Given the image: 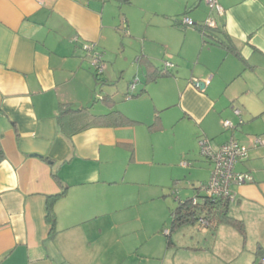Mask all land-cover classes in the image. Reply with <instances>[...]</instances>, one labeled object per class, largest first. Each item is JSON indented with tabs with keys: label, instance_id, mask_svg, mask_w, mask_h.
Returning <instances> with one entry per match:
<instances>
[{
	"label": "crops",
	"instance_id": "obj_1",
	"mask_svg": "<svg viewBox=\"0 0 264 264\" xmlns=\"http://www.w3.org/2000/svg\"><path fill=\"white\" fill-rule=\"evenodd\" d=\"M204 1L154 0L143 21L153 18L140 33L129 16L133 0H0V140L5 154L0 164V264H86L75 259L76 245L130 205L131 181L126 179L136 160L137 126L154 130L162 119L151 124L148 108L132 105L121 111L116 100L114 107L101 101V112H94L100 82L108 84L109 78H96L85 50L94 46L91 53L104 60L120 30L128 29L143 37L141 57L157 66L172 65L174 76L150 83L158 90L174 86L185 112L180 114L199 125V138L211 140L215 149L234 138L249 149L236 171L249 173L252 181L231 186L235 201L230 205V214L245 222L247 239L226 224L215 235L208 233L215 247L222 245L224 264H254L257 249L264 247V145L255 144L257 138L264 141V0H220L223 18ZM185 16L197 27L182 26ZM209 17L221 27L218 41H232L238 55L204 42L199 28ZM147 43L174 49L176 62L158 60ZM140 65L138 82L144 86L130 102L149 94L147 70ZM118 72L114 67L108 75ZM162 97V107L177 103L169 91ZM61 104L91 107L96 114L116 109L133 123L70 135L57 121ZM225 121L234 129H227ZM64 188L66 196L55 205L58 233L52 236L47 197ZM122 222L117 227H124ZM197 242H175V248L204 251Z\"/></svg>",
	"mask_w": 264,
	"mask_h": 264
},
{
	"label": "rangeland",
	"instance_id": "obj_2",
	"mask_svg": "<svg viewBox=\"0 0 264 264\" xmlns=\"http://www.w3.org/2000/svg\"><path fill=\"white\" fill-rule=\"evenodd\" d=\"M153 8L154 0H133L132 6H129L133 26L137 27L140 33L143 26L150 24L153 16L147 17L145 21L143 18ZM153 24L155 26V21ZM141 38L143 37L130 35L129 29L127 32L120 30L116 44L111 45V49L104 53L105 68L100 78L105 80L108 76L109 83L100 82L102 86L98 87L94 97L93 111L101 112L98 110L102 108L103 103L96 100L99 96L114 95L117 109L123 111L125 107L142 105L144 110L148 108L147 112L149 111L146 112L149 117L147 122L154 124L158 116L162 120L157 122L154 130H150V125L146 123L144 124L147 127L143 130L140 128L142 124L137 126L136 160L131 163L126 179L131 181V184H127L130 205L106 219L108 224L92 228L87 242L81 241L76 245L75 259L86 264H224L221 261L222 245L218 243L215 247L208 229L199 226L180 228L173 238L178 246H198L199 240L201 246H205L204 251L175 247L168 250L164 233L170 230V211L178 206L176 198L179 196L185 200L195 196L193 185L209 183L213 167L201 154L199 145L200 139L207 138H199L202 134L199 125L193 124L190 119L180 114L185 113L178 102L181 95H177L176 89L174 95L173 85L169 90H158L155 83H150L146 86L149 91L147 96L130 102V94L144 86L138 82V89L132 90L128 87L129 83L139 80L141 65L137 59L143 53ZM146 48L151 51L152 56L158 57V60L161 57L162 62H176L171 59L174 49H169L168 52L161 45L151 43H147ZM87 57L92 67V59ZM114 67L119 71L118 74L108 75ZM90 71L96 72L92 68ZM168 91L171 100L177 102L172 108L162 107L164 101L160 102L162 95ZM126 92L129 95H126ZM155 106H158L157 111ZM152 107L154 112L150 113ZM184 163L188 166H184ZM201 193L204 194L203 191ZM122 220L125 226L117 227V222L121 221L123 224ZM162 228L165 229L164 233L161 232ZM205 238H208L206 243Z\"/></svg>",
	"mask_w": 264,
	"mask_h": 264
},
{
	"label": "trees",
	"instance_id": "obj_3",
	"mask_svg": "<svg viewBox=\"0 0 264 264\" xmlns=\"http://www.w3.org/2000/svg\"><path fill=\"white\" fill-rule=\"evenodd\" d=\"M223 18V17H218ZM217 18V19H218ZM182 23V21H181ZM215 27H209L206 23L202 24L199 28L203 35L205 43L219 44L224 46L230 52L237 54L238 52L233 45L232 41L222 42L218 41L217 36L222 33L221 27H219L216 21ZM182 26L186 27L183 23ZM196 26V25H195ZM193 26V27H195ZM197 27V26H196ZM215 40V41H214ZM138 63L143 64L144 68L147 70V83L156 81L159 78H166L174 76V72L171 69L172 65L164 64L163 66H157L154 62L143 55L138 58ZM151 69L155 72L151 73ZM149 72V73H148ZM96 78L100 80V76L96 75ZM132 83L129 88H131ZM141 95V93L136 94L133 92L130 97ZM97 101H102L109 107H114L116 101L112 96L98 97ZM57 121L59 125L69 130L70 135L79 134L93 127H123L128 124L133 123L125 114L119 110H113L107 114H96L92 111L91 107H81L75 108L68 104H61L59 113L57 115ZM134 151V147H127ZM5 154L0 140V164L4 161ZM203 185L194 186L193 190L196 192L195 196L188 197L185 200L181 199L179 196L176 198L178 201L177 208L170 211V230L168 233H164L165 229H161L166 237V243L168 249L175 247L174 234L180 228L199 226L200 228L209 229L213 235L217 232L218 228L223 225H230L235 228L242 236L244 241L247 239V230L245 222L241 219L233 217L230 214L231 202L228 200L213 201L202 194ZM67 194V188H64L60 194L47 197V214L46 220L51 227V235H56L57 232V212L55 205L58 200L64 198ZM206 219L209 223V227H204L201 225L200 220ZM264 259V247H259L255 254L254 264H262L261 260Z\"/></svg>",
	"mask_w": 264,
	"mask_h": 264
},
{
	"label": "built area",
	"instance_id": "obj_4",
	"mask_svg": "<svg viewBox=\"0 0 264 264\" xmlns=\"http://www.w3.org/2000/svg\"><path fill=\"white\" fill-rule=\"evenodd\" d=\"M205 2L217 17L225 16L226 11L220 0H205ZM182 23L187 27L195 26V22L186 16L182 19ZM205 23L209 27H215L217 24L213 17H209ZM93 49L94 46L85 48L88 55L92 58V66L95 68L96 73L102 75L105 68L103 55L100 53L92 54L91 51ZM137 83L138 80L132 83V90L136 89ZM235 114L240 115V111L236 110ZM224 124L227 129H234V125L230 121H225ZM255 142L256 145H264V141L261 138L255 139ZM199 145L201 154L206 157L213 167L211 179L202 189L204 195L213 201L228 200L229 202H234L235 195L231 190V186L252 181L249 173H239L236 171L237 164L248 158L249 149L234 138L218 149L213 147L210 140L204 138L199 140ZM183 165L188 166L187 163ZM200 223L204 227H209L206 219H201Z\"/></svg>",
	"mask_w": 264,
	"mask_h": 264
},
{
	"label": "water",
	"instance_id": "obj_5",
	"mask_svg": "<svg viewBox=\"0 0 264 264\" xmlns=\"http://www.w3.org/2000/svg\"><path fill=\"white\" fill-rule=\"evenodd\" d=\"M199 86H200V85H199ZM200 87H201V88H204V85H201ZM38 157H39V156H38Z\"/></svg>",
	"mask_w": 264,
	"mask_h": 264
}]
</instances>
